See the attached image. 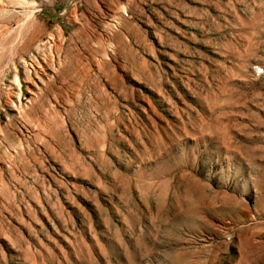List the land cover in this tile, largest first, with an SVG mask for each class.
I'll return each instance as SVG.
<instances>
[{
  "label": "rangeland",
  "instance_id": "1",
  "mask_svg": "<svg viewBox=\"0 0 264 264\" xmlns=\"http://www.w3.org/2000/svg\"><path fill=\"white\" fill-rule=\"evenodd\" d=\"M0 264H264V0H0Z\"/></svg>",
  "mask_w": 264,
  "mask_h": 264
},
{
  "label": "bare ground",
  "instance_id": "2",
  "mask_svg": "<svg viewBox=\"0 0 264 264\" xmlns=\"http://www.w3.org/2000/svg\"><path fill=\"white\" fill-rule=\"evenodd\" d=\"M16 76V75H15ZM17 81V78H16V80H15V82ZM18 82V81H17ZM17 84V86H18V83H16ZM20 90V89H19Z\"/></svg>",
  "mask_w": 264,
  "mask_h": 264
}]
</instances>
